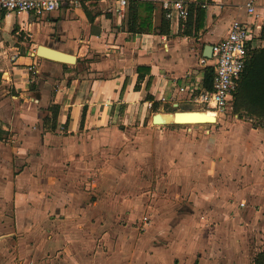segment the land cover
<instances>
[{"label":"crops","instance_id":"obj_1","mask_svg":"<svg viewBox=\"0 0 264 264\" xmlns=\"http://www.w3.org/2000/svg\"><path fill=\"white\" fill-rule=\"evenodd\" d=\"M240 1L199 0L206 14L198 39L181 37V30L172 25L169 35H133L127 32L128 15L115 19L114 8L116 24L91 12L97 16L93 26L81 9H60L56 16L42 18L18 14L24 30L34 27L29 23L32 17L43 21L48 34L49 27L59 31L48 46L74 52L77 62L38 58L25 46V53L0 70V264H253L252 254L242 250L237 214L227 216L228 206L219 208L217 201L207 207L212 193L201 191L207 180L202 172L192 183L197 179L196 158L205 159L192 153L198 141L153 123L157 112H166L160 103L171 112L213 110L186 102L179 88H205V72L212 68L211 59L206 66L200 63L205 45L223 39L234 20L254 21L257 48L264 47V0H255L257 19L247 15ZM161 14L157 6L154 24ZM138 66L151 69L148 87L146 76L135 88ZM148 95L155 100H147ZM53 105L59 108L54 129ZM157 127L159 142L174 146L177 156H166L168 184L143 193L136 177L115 168L110 154L135 145L144 162L147 144L139 140ZM230 127L217 137L215 150L226 169L218 178L232 179V190L223 181L224 191L217 188L218 193L237 199L244 195L251 205L243 211L246 224L260 221L264 226V129L246 121ZM200 143L205 144L204 138ZM102 160L105 168L98 169ZM239 180L245 186L242 193ZM176 183L182 184L180 192ZM181 195L183 200L177 202ZM199 196L208 198L202 213L185 202L202 201ZM223 201L228 204V199ZM145 206L148 212L142 214ZM237 206L235 202L231 209ZM196 211L201 218L193 217ZM144 215L160 225L178 221L197 229L180 235L187 249L156 246L157 236L140 233ZM126 220L139 230L123 227Z\"/></svg>","mask_w":264,"mask_h":264},{"label":"rangeland","instance_id":"obj_2","mask_svg":"<svg viewBox=\"0 0 264 264\" xmlns=\"http://www.w3.org/2000/svg\"><path fill=\"white\" fill-rule=\"evenodd\" d=\"M87 0H67L63 7L61 9H71V10H77L81 9L82 6L86 5L90 12L94 13H102L104 15L105 19H110L111 23H115L112 18L111 10L114 8L113 4L110 2H102V1H93V2H86ZM248 0H242L239 2L241 6H243ZM130 3V2H129ZM200 8V6L191 7V15L190 18L185 25V28L182 29V31L179 33L181 37H194L198 39L200 37V33L202 30H197V9ZM70 10V11H71ZM58 11L52 12L51 16H56ZM75 13V12H74ZM243 13L244 10H243ZM78 14V13H77ZM15 16L12 17L11 20H3L1 21V27L2 31H0V70L4 69L10 62H12V57H15L19 55V53H25V51L22 49L23 47L27 46L28 51H32L34 54L36 53V48L39 45H45L48 46L51 39H56L59 36V31L55 29H50L49 34L47 33V29L44 27L43 21H37L34 18H29V23L34 24V27L31 29H22L24 27H21L22 25L19 23V20L22 19V16H19L18 14H14ZM114 18L117 19V14L114 12ZM160 15V14H159ZM19 16V17H18ZM244 18V17H243ZM160 19V17H159ZM242 20V19H239ZM159 23V21L156 22V25ZM116 24V23H115ZM52 33V34H51ZM51 38V39H50ZM0 71V75H1ZM161 105V111L171 112L172 108L168 105H164L163 103H160ZM159 111V110H158ZM208 111V110H207ZM211 113V112H210ZM218 120L215 123H194V124H163L161 125V128L166 131H175V132H182L184 133L188 138H190L192 141H198L196 148L192 149V153L195 155L202 154L205 159H201L197 157L196 158V169L195 172L197 174V179H193L192 183L198 182V173L202 172L201 175H203L207 180L203 182L201 185V191L204 193H212V195L209 196V198L212 200V203H205L207 202L205 196H199L200 200L197 199L186 201L189 203L190 207L192 206L194 209L197 208L200 210H204L206 207L205 205L208 204L212 208L214 205V202L217 201L221 205L219 208H224V206H228V211H225V214L229 217L233 216L235 214L237 218H239L238 222L240 223V240H243L244 246L242 245V250L245 251L249 256L252 254V260L254 259V256L264 250V226L259 225L260 222H249V225L246 224L245 216L243 212L245 208L250 203L248 202L247 198L240 194V198H232V196H226V195H219L217 188H221L224 191V186L222 185L223 181H227L229 190L231 191V181L232 179H225V178H218L219 175H222V173L226 170L224 166L221 165V162L219 163V160L221 159L220 151L215 150V144L217 137L221 138V134H224L225 131L231 130V127L233 124L238 123V121H246L245 119H240L238 115H236L233 112V107H228V109L223 112L222 114L218 113ZM250 123V122H249ZM251 124V123H250ZM157 126H160V124H157ZM252 126V124H251ZM164 127V128H163ZM253 127V126H252ZM241 133H243V129L240 130ZM159 128L157 127L155 131H148L143 133V139H140V144L146 143V146H143V157L145 156L146 160L143 162L141 159H139V154H137V150L141 149L138 146H133L132 149H126L125 147H120V150L117 148L118 151H115V154H110V161L115 164V168L118 171H122L123 173H128L129 176H134L139 181L141 186H138L139 191H142L143 193H148V191H156L157 189H162L165 187L168 182V171H167V157L174 158L177 156L176 150L174 146L172 147L168 142H165V144L160 143L161 139L160 137ZM153 138V139H152ZM204 138L205 144L200 143V139ZM252 139V137H251ZM228 146H229V139H228ZM164 145V149H162V146ZM172 147L173 149L171 150ZM127 150V151H126ZM137 154V157H136ZM167 156V157H166ZM132 157V158H130ZM208 157V158H207ZM201 169H200V163ZM104 160H102V163H100L101 166L98 167V169H104L103 166ZM245 168L246 166H242V168ZM193 174V175H196ZM200 176V175H199ZM118 179H115V183H117ZM129 181H136L134 178H131ZM240 183V192L242 193L243 189L245 188L243 180H239ZM188 186L191 184H187ZM180 192V188L182 187V184L176 183L174 185V188H178ZM177 193V191H176ZM234 195L233 193H231ZM208 195V194H207ZM229 195V194H227ZM222 196L224 198H222ZM126 197L132 198V195L127 194ZM136 197V195H135ZM184 196H180V198H176L177 202L179 200H183ZM223 199H228V204H226ZM236 199V200H235ZM184 202V201H183ZM235 202L238 204L237 207H234L231 209V206L235 204ZM242 203V204H241ZM243 205L245 207H243ZM260 207V204L258 205ZM257 207V208H258ZM179 208V207H178ZM148 208L145 206L142 214L144 211L147 213ZM183 212V211H182ZM200 212L196 211L195 213L192 212L193 217L198 216ZM242 212V213H241ZM202 213V212H201ZM240 213V214H239ZM224 215V214H223ZM201 218L200 216H198ZM225 217V215H224ZM247 218V216H246ZM194 222L193 224H195ZM181 222L178 221H171L169 225H160L158 224V221L151 220L149 224V229L143 230V226L139 228L137 224H134L133 222H129V220H126L123 223V227H125L127 230H136V232L140 229L141 234H147L149 232V235L155 236L156 246H164V245H175L173 247H177L180 249H187L185 241L183 240V236H180L182 233L186 232L189 233L190 230L194 231L197 228L192 225L191 227H185L184 225H180ZM139 228V229H138ZM136 235V234H135ZM157 236V237H156ZM102 247L105 248V243H101ZM251 257V256H250ZM179 262V260H178Z\"/></svg>","mask_w":264,"mask_h":264},{"label":"built area","instance_id":"obj_3","mask_svg":"<svg viewBox=\"0 0 264 264\" xmlns=\"http://www.w3.org/2000/svg\"><path fill=\"white\" fill-rule=\"evenodd\" d=\"M78 1V0H77ZM114 5V12L120 18L127 16L130 0H109ZM158 6L162 15L177 29L185 28L191 7L201 6L199 0H150ZM63 6V0H0V22L12 14L27 13L36 18H42L58 11ZM204 7V6H203ZM247 15L257 19V5L255 0L244 4ZM256 29L254 21L236 19L232 22L227 35L212 45L213 76L210 89L198 86H182L181 93L187 95L188 101L201 100L215 102L218 113L222 114L228 107L232 108L233 93L245 69L252 51L257 48ZM207 58L202 57L201 65H207ZM151 219L144 215L140 221L143 230H147Z\"/></svg>","mask_w":264,"mask_h":264},{"label":"trees","instance_id":"obj_4","mask_svg":"<svg viewBox=\"0 0 264 264\" xmlns=\"http://www.w3.org/2000/svg\"><path fill=\"white\" fill-rule=\"evenodd\" d=\"M93 1V0H92ZM98 1V0H94ZM157 5L150 0H130L128 7V16L126 20L127 32L137 34H157L169 35L171 32L170 22L161 14L159 23L156 25L153 22V15ZM82 10L88 19V22L93 26L97 16L92 15L86 5L82 6ZM205 10L200 7L197 9V30L204 27ZM100 15V14H96ZM137 85L140 87L146 76L149 77L147 87L151 81V69L148 66L137 67ZM213 69L208 68L205 72V88L210 89ZM125 85L121 95L124 92ZM147 100H155L154 96L148 95ZM233 112L240 119L249 121L253 128L264 129V47L254 49L249 57L242 76L238 82V86L233 93ZM52 111V126H56L59 108L56 105L50 107ZM47 120L45 119V123ZM1 133V130H0ZM253 264H264V250L256 254L253 259Z\"/></svg>","mask_w":264,"mask_h":264},{"label":"bare ground","instance_id":"obj_5","mask_svg":"<svg viewBox=\"0 0 264 264\" xmlns=\"http://www.w3.org/2000/svg\"><path fill=\"white\" fill-rule=\"evenodd\" d=\"M200 104L205 109L213 110H195V111H175V112H157L154 124H194V123H215L218 120L217 104L215 102H204L201 100L190 101ZM211 112V113H210Z\"/></svg>","mask_w":264,"mask_h":264},{"label":"water","instance_id":"obj_6","mask_svg":"<svg viewBox=\"0 0 264 264\" xmlns=\"http://www.w3.org/2000/svg\"><path fill=\"white\" fill-rule=\"evenodd\" d=\"M35 56L38 58L62 63V64H68L73 65L77 62V57L75 56L74 52H63L60 50H57L51 46H45V45H39L36 48ZM203 57L207 59L212 58V45L206 44L203 52ZM156 117V116H155ZM154 117V121H155Z\"/></svg>","mask_w":264,"mask_h":264}]
</instances>
